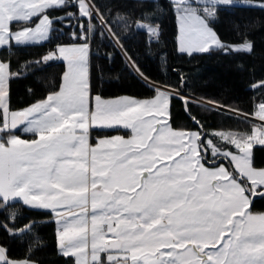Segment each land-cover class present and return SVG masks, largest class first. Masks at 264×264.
<instances>
[{
    "label": "snow or ice",
    "instance_id": "1",
    "mask_svg": "<svg viewBox=\"0 0 264 264\" xmlns=\"http://www.w3.org/2000/svg\"><path fill=\"white\" fill-rule=\"evenodd\" d=\"M77 2L83 9L82 17L93 13L86 0ZM173 2L179 20L180 52L206 53L227 47L220 43L211 21L215 7L231 0H200L199 10L193 7L196 0ZM61 7H69V0H0V46L12 41L17 46L47 41L56 22L48 12ZM13 24L32 26L13 31ZM236 51H251V45L244 43ZM88 52V38L84 36L78 46L59 47L46 56L45 60L67 62L63 87L19 112H10L7 106L8 65L0 62V133L10 136L8 144L15 143L11 129L18 124L7 125L10 117L20 115V124L25 125L22 131L38 136L27 142L35 145L31 152L20 151L10 175L0 151V212L11 220L9 213L16 199L54 212L62 225L58 237L61 254L75 258V264H264V214L254 215L248 210L254 193L264 198V169L255 168L251 159L253 145L264 144V126L257 135L236 139L239 154L201 149L200 144L207 145L201 137L195 159L191 150L179 153V147L171 144L153 142L139 150L129 144L119 150L111 168L102 163L97 169L94 161L90 164L79 154L85 142L81 125L85 123L84 97L89 93ZM166 113H160V123L153 126L159 135L169 126ZM258 115L264 121V103L259 105ZM194 122L199 126V121ZM119 123L131 128L134 136L142 134L141 126L133 121L120 119ZM62 129L63 134L57 135ZM152 139L156 141L155 136ZM225 140L230 143L232 137ZM137 152L140 163L135 162ZM209 152L213 158L222 156L234 164V175L224 170L223 183L221 173L206 166ZM237 158L256 175L242 172ZM77 161L83 167L77 168ZM202 165L208 172L215 171L217 178L206 179ZM6 190L11 194L5 195ZM108 234L118 247H103L101 241H107ZM0 264H10L3 247Z\"/></svg>",
    "mask_w": 264,
    "mask_h": 264
},
{
    "label": "trees",
    "instance_id": "2",
    "mask_svg": "<svg viewBox=\"0 0 264 264\" xmlns=\"http://www.w3.org/2000/svg\"><path fill=\"white\" fill-rule=\"evenodd\" d=\"M89 2L96 10L89 17L81 16L77 0H69L67 8L49 10V17L56 22L47 41L19 46L11 42L0 48L1 60L9 65L10 109L25 108L58 91L65 61L44 58L56 52L58 44L86 35L91 47L93 94L147 98L161 87L169 88L175 92L170 99L171 126L197 130L205 141L210 137L218 142L215 131L248 134L259 126L253 117H259L257 110L264 103V6L217 5L211 26L227 47L189 54L179 51L173 0ZM29 26L13 24L12 30ZM89 27L91 31H85ZM158 27L162 29L158 31ZM242 43H249L251 51H236L230 46ZM178 93L179 98H175ZM194 121H199V126ZM13 132L31 137L21 130ZM117 132L127 131L94 129L92 142ZM206 160L211 164L209 154ZM217 162L230 170L234 167L225 158ZM252 163L264 167V144L253 145ZM249 209L264 212V198H251ZM9 215L11 220L0 212V224L4 225L0 227V246L9 258L37 264H75V258L65 257L59 250L51 211L16 199Z\"/></svg>",
    "mask_w": 264,
    "mask_h": 264
},
{
    "label": "crops",
    "instance_id": "3",
    "mask_svg": "<svg viewBox=\"0 0 264 264\" xmlns=\"http://www.w3.org/2000/svg\"><path fill=\"white\" fill-rule=\"evenodd\" d=\"M49 18L51 20H53L51 17H49ZM177 23H178V46H179V34L180 33H179V21H178V18H177ZM29 27H31V26H29ZM16 30H18V29H16ZM16 30H13V31H16ZM49 35H50V32H49ZM217 36H218V34H217ZM218 39L220 40V43L223 44V42L219 38V36H218ZM12 42H15V41H12ZM29 43H35V42H29ZM80 43L81 42H77V43H73V44L61 43V44L57 45L56 51L58 50L59 47L78 46ZM242 44H231L230 46H231L232 49H237ZM1 47L2 46H0V48ZM90 52H91V47H90V43H89V52H88V55H87V76H86V79L89 81V93H88V97H87V95H85V97H84V103H83V106H82V119L85 121V123L81 125V127H83L84 130H85L84 131V135H83V139H84L85 142L81 145L79 154H80V156L87 158L88 162L90 164H92V162L94 161V167L99 169L102 163L105 164V161H104L105 158L103 157V152H102L104 150L101 149L102 147H104L102 145L103 144L102 142L105 141V140H110L111 139L110 137L112 135L111 136L98 137V138H96V142L93 143L92 142V136H93L92 132H93V130L94 129H116V128H120V129L129 130V131H127L128 135L133 133L131 128H127V127L123 126L122 123L116 124V122L118 120H120L121 118L118 119V120H113V121L112 120L110 121V120L103 119V115L112 114V113H108L107 112V111H109L108 109L111 108V107H114L113 109H115V110H117L119 112H122L124 110L127 113H130V114L133 115V116H131L132 120L136 119L143 126L145 125V127H150V124H152V121H153V112H154L153 110L156 107V105L159 104L160 98L156 97L157 94H158L157 93L155 96L147 97V98H139V97L131 96V95H121V96H117V97L110 98V99H102V98H100L99 100H95V97H97V96L99 97L100 95L93 94L92 91H91V65H90V59H91L90 56H91V54H90ZM193 52H195V51H193ZM0 62H4V61L1 60V58H0ZM4 63H6L8 65L7 62H4ZM65 64H66V69H65V72H66V70H67V62L66 61H65ZM63 77H64V75H63ZM8 84H9V65H8V79L6 80L5 88H6V91H7V95H6V99L8 101L7 106L9 108L10 112L22 111V110H24V109H26V108H28V107L32 106L33 104H35V103L40 101V100H38V101H36V102H34V103L30 104L29 106H27L25 108H22V109H18V110L10 109V107H9V96H8ZM62 87H63V80H62V84H61L60 89L58 91H56V92H53V93L49 94V95H53V94L59 93L61 91ZM165 88L166 87H161L159 92H163V91L166 92L168 88L167 89H165ZM168 96H171V94L165 95L164 98L162 99L163 101L165 100L164 102L166 104H167V100L170 103V100L168 99ZM46 98H44V99H46ZM123 98H131V99H134L135 101H139V103H134L133 100L123 99ZM119 109H123V110L120 111ZM114 114H117V113H114ZM256 115L259 116L258 115V110H257V114ZM22 120H23V117L20 116V115H17L15 117H10L9 118V124L7 126H14V125L18 124L17 127L14 128V129H11V131H16V130H21L22 131L23 127H25V125L20 124ZM89 122L95 123V124H90V126H89ZM101 123H112V124H111V126H101ZM150 129H151V127H150ZM22 132L25 133V134L31 135V137H25V136H22V135H20V134H18L16 132H13L11 135H13V137H14V139L16 141L13 144H8L7 143V140L10 139L9 135H7L4 138L3 133H0V151H2L4 153V155H5V170H6V174L10 175L14 171V169H15V161L18 158L21 150H23L25 152H31L35 148L34 144H30V143H27V142H30V141H32L34 139H38V136L37 135H33L32 133H28V132H24V131H22ZM62 134H63V129L61 130L60 133H57V135H62ZM99 141H100V143H99ZM90 147H92L91 155H89V148ZM221 158H223V157H221ZM251 159H252V148H251ZM217 161L218 160L211 161L210 162L211 164H208V165H211V166L226 165L223 162L219 163ZM236 164L239 167V165L237 163V160H236ZM233 166H234V164H233ZM76 167L77 168H81V167H83V165H81L79 163V161H77ZM244 168H247V167L245 165H243L242 169H244ZM229 170L230 169L228 168V175L229 176L233 175L232 171L231 170L229 171ZM223 174L224 173H221V177H220L222 183H223V180L226 179V177ZM10 194L11 193L8 192V195H10ZM49 211H51V210H49ZM52 214H53V219L56 222L57 240H58L59 230L62 227V225L58 222L60 218L54 212H52ZM106 239H107V241H101V243H102L104 248H109V247L115 248V247L119 246L117 241H113L111 239V234H108V237ZM58 246H59V240H58ZM59 250H60V247H59ZM5 252H6V250H5ZM60 252H61V250H60ZM6 257L10 261V264H30V262H31V261L26 260V259L25 260L16 261V260H13V259L9 258L7 256V254H6ZM110 258L114 259L115 257L112 256Z\"/></svg>",
    "mask_w": 264,
    "mask_h": 264
},
{
    "label": "rangeland",
    "instance_id": "4",
    "mask_svg": "<svg viewBox=\"0 0 264 264\" xmlns=\"http://www.w3.org/2000/svg\"><path fill=\"white\" fill-rule=\"evenodd\" d=\"M41 2H43V0H41ZM86 4L92 8L89 0H86ZM199 4H200V0H196V3L193 4V7L197 8V10H199ZM226 4H228V5L229 4H249V5H256V6H264V1H262V0H231L230 3H226ZM219 5H223V4H219ZM93 13H96V10H94ZM165 89H167V88H165ZM172 93H175V92L172 90H169V88H168L166 92L163 91L161 93V95L159 96V98H160L159 104L157 103L158 105H156V107L153 110L154 111L153 112V121H152V124H150L151 131L149 130L150 127H145V125L143 126L142 124H140V122L138 120H136V119L132 120L131 116H133V115L130 113H127L124 110L122 112H119V111L113 109L114 107H111L113 110L110 112L109 111H107V112L112 113V114L103 115V119H105V120H110V121L112 120L113 121V120H118L121 118V119L126 120V121H133V122L139 124L143 130L142 134L137 135V136H134V133L128 135L127 134L128 132H126V133L117 132V133L111 134L112 136L111 135H103V136H111L110 140H105L102 142L103 143L102 145L104 147H102L101 149L104 150L102 152H103V157L105 158L104 161H105L106 165H108L111 168L114 164V161L117 159V155L120 154L119 150L121 148L126 147L129 144L137 146V148L139 150V149L143 148L144 146L149 145L150 143L161 142V143L171 144V145H175V146L179 147V153L189 152V150H191L190 155L194 159L199 156V153L197 151V147H198L197 141L202 136V135H200L199 131L173 128L170 124V103L167 100V104H166L164 102L165 100L163 101L162 99L164 98L165 95H169ZM99 97L102 99L114 98V97L104 98L101 96H99ZM168 109H169V111H168ZM167 111H168V113H166ZM162 112L166 113L165 114V122L167 124H169V126L164 130L163 135H159L156 133L155 127H153V126L160 123L158 120V116ZM114 113H117V114H114ZM122 125H123V123H122ZM116 129H120V128H116ZM121 130L129 131L127 129H121ZM259 131H260L259 126L253 127L252 130L248 134L247 133L244 134V133H240V132L215 131L218 142L209 137L206 139L207 145L202 147V144H200L199 147L201 149L206 148L209 150L220 151V152H224V153L231 152L233 154H239V150L234 145V144L238 143V141L236 139H240L242 137L247 138V137H250L253 135H257ZM154 136L156 137V141H153V139H152ZM225 137H232L231 142L228 143V141L225 140ZM105 150H108V151H105ZM179 153L173 152V155L178 156ZM135 155L137 157L135 162L140 163L141 160L139 158L138 152ZM221 157L222 156H218V157L213 158L209 152V159H210L209 161L210 162L218 160ZM196 163L197 164L199 163L198 159H196ZM237 163H238L240 169H242L244 164L241 161H239L238 158H237ZM134 166H135L134 164L131 165V167H134ZM195 166H196L195 164L192 165V167H195ZM206 166H211V165L206 164ZM219 166L220 167L218 169H216V166H212V168L216 171H219V173H224L225 169L228 170L226 165H219ZM255 168L264 169V168H258V167H255ZM201 171L205 172V178L206 179L210 180V179H216L217 178L215 171L208 172L204 168L203 165L201 166ZM241 171L242 172H249V174H251V175H256L254 173H250V170L248 168H244ZM233 192L236 195H242V193H235V190H233ZM5 195H8L7 190L5 191ZM248 210L251 211L250 209H248ZM252 213L254 215L264 214V212H252ZM16 261H20V260H16ZM30 264H37V263L31 261ZM119 264H123V262H119Z\"/></svg>",
    "mask_w": 264,
    "mask_h": 264
},
{
    "label": "built area",
    "instance_id": "5",
    "mask_svg": "<svg viewBox=\"0 0 264 264\" xmlns=\"http://www.w3.org/2000/svg\"><path fill=\"white\" fill-rule=\"evenodd\" d=\"M162 29V27H158V31H160ZM73 36L75 37V35L73 34ZM84 36H86V35H84ZM84 36H82L81 37V39L80 40H77V41H79V42H83V37ZM77 41L76 40H73V41H71L69 44H73V43H77ZM257 122H258V125H259V128H260V130L262 129V126H264V121H262V120H260L259 119V117H253Z\"/></svg>",
    "mask_w": 264,
    "mask_h": 264
},
{
    "label": "water",
    "instance_id": "6",
    "mask_svg": "<svg viewBox=\"0 0 264 264\" xmlns=\"http://www.w3.org/2000/svg\"><path fill=\"white\" fill-rule=\"evenodd\" d=\"M256 197H260V195H255V193H254L252 199H254Z\"/></svg>",
    "mask_w": 264,
    "mask_h": 264
}]
</instances>
